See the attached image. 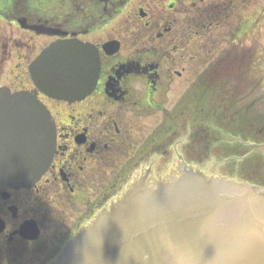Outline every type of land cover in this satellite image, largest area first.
Wrapping results in <instances>:
<instances>
[{"label":"flooded vegetation","instance_id":"af4514ba","mask_svg":"<svg viewBox=\"0 0 264 264\" xmlns=\"http://www.w3.org/2000/svg\"><path fill=\"white\" fill-rule=\"evenodd\" d=\"M131 2L0 0V25L4 23L8 29L4 40L0 38V60L5 50L10 58L22 65L15 64L18 74L14 76V68L0 63V86H7L12 92L30 91L46 102L49 97L36 86L31 64L44 48L56 40L79 38L93 42L99 47L102 60L100 78L92 94L73 103L60 101L70 108L85 105L82 110L74 108L76 114L67 111L70 119L76 121L59 123L56 112H53L57 121L58 151L48 171L29 188H12L0 183V264H48L55 258L66 242L122 190L123 183H114L110 176L114 172L120 176L123 170L128 175L127 163L121 171L115 165L124 159V155L125 161L128 160L137 144L129 114L138 118L165 110L164 106L154 107L153 102L173 88L174 68L170 60H152L149 54L139 52L119 58L117 54L121 53L125 42L120 36L127 31L124 26L116 37L109 39L120 43L112 55L103 49L106 41L94 39L98 30L120 17ZM201 2L205 1L140 0L136 4L134 12L147 29V34L156 31V37L165 40L159 44L158 50L162 53L157 51L158 56L159 53L166 55V50L172 53L177 49V21L185 20L186 34L189 33L190 38L193 22L195 26L200 24L192 18H198L201 12L204 15L209 13L208 8L202 9ZM186 34L184 36L189 39ZM190 44L184 47H192ZM229 49L231 58H212L211 61L215 60L211 64L213 67L207 63L201 74L202 96L209 92L208 86L214 75L215 79L218 77L216 83H220L230 67L242 61H236L235 46ZM243 51L247 58L249 52ZM5 57L4 54L3 60ZM186 60L194 66L191 63L194 58ZM172 71L173 77L170 76ZM110 77L118 80L114 88L116 98L108 95ZM238 86L236 84L232 93H228L229 100L235 98L233 92ZM138 98L144 102L140 103ZM117 105L120 106L118 109ZM26 222H30L31 228L22 232L21 227Z\"/></svg>","mask_w":264,"mask_h":264},{"label":"water","instance_id":"95a60500","mask_svg":"<svg viewBox=\"0 0 264 264\" xmlns=\"http://www.w3.org/2000/svg\"><path fill=\"white\" fill-rule=\"evenodd\" d=\"M119 47L116 40L104 44L109 54ZM31 69L48 96L81 100L97 85L99 48L79 39L59 40L40 53ZM117 82L114 77L107 82L111 95L116 96ZM43 122L46 135L39 130ZM46 138L41 154L37 148ZM55 147L54 119L37 95L1 89L0 182L32 186L49 167ZM256 148L264 154V144ZM147 173L155 182L151 169L141 176ZM30 228L26 223L22 232ZM50 264H264V187L190 167L156 186L141 179Z\"/></svg>","mask_w":264,"mask_h":264},{"label":"rangeland","instance_id":"374dc122","mask_svg":"<svg viewBox=\"0 0 264 264\" xmlns=\"http://www.w3.org/2000/svg\"><path fill=\"white\" fill-rule=\"evenodd\" d=\"M204 1L200 3L202 7H208V4L230 7L228 13H225L226 17L228 16L226 24L217 23H222L217 29L218 36L222 37L219 38L220 40L225 39L224 34L231 35V32H237L236 28L239 25L250 26V34L243 36L247 41L243 43L238 41V44L253 48L251 51L247 49L249 54L245 58L243 49L236 47V61H242L230 67V71L223 76L220 83H216L218 77L216 76L215 79L214 75L208 86L210 90L203 97L201 96L203 91L201 74L207 67V63L209 67H213L211 64L216 58L232 57L231 48L229 49L232 44H229L218 50L213 48V53H207L212 54L209 59L214 58L215 60L202 63L203 59L196 56V59L191 62L194 66H190L186 58L194 57L208 42L204 27H196L189 38V33L186 34L185 20L177 21L175 35L178 47L172 53L166 50V55L161 56L162 52L158 50V47L160 42L165 40L157 38L156 31H152L151 35L147 34V29L143 27L134 12L140 0H132L120 17L114 18L94 35L95 40L104 42L116 37L124 26L127 31L120 36L125 39V42L121 53L117 54L119 58L129 53H145L149 54L152 60H163V58L164 61L170 60L174 68L175 80L172 90L153 102L154 107L161 108L162 104L165 110L158 114L138 118L129 114V121L134 125L135 135L133 136L140 144L138 152L135 153L139 159L148 155L133 169L129 180L121 187L122 190L116 194V197H113L117 200L124 196L131 187L130 184L135 182L147 168L152 170L153 176L157 179L181 171L183 164L187 162L196 164V167L202 168L210 175L224 174L230 178L252 181L259 185L264 184V158L261 153L253 152L255 141H264V0ZM211 12L217 13L213 11V6L209 9V14ZM184 34L189 39H186ZM7 35V26L2 23L0 25L1 40H4ZM213 37L214 33L209 36V40ZM188 43L193 44L194 50L184 47ZM157 51L160 52L159 56ZM4 54L6 57L3 60ZM4 54L0 63L7 65V68H14L15 76L17 73L15 64L20 67L22 65L10 58L5 50ZM218 68L221 69V67ZM170 76L173 77V71ZM236 84L240 85L239 93L233 92L235 98L231 101L228 99V93H232ZM244 84L247 89L243 88ZM133 86L136 88L137 85L134 83ZM140 86L139 84L138 87ZM45 100L56 112L58 122L74 123L76 120H71L67 111L76 114L74 108L82 110L85 107V105L83 107L76 105L70 108L69 105L57 100L50 98ZM139 101L144 102L140 99ZM119 107L117 105V109ZM249 123H252V126L246 129L244 125ZM161 124L164 125L157 134L159 136L157 140V136L152 135ZM154 147L158 149L156 152L151 151ZM141 148H144L143 151ZM132 156L126 161L123 158L118 161L115 165L117 170H123L129 160H133L132 163L136 162L138 158L136 155ZM123 172L125 173L124 170ZM116 174L111 173L119 184L121 181L117 180ZM110 203L111 201L107 203V207Z\"/></svg>","mask_w":264,"mask_h":264},{"label":"trees","instance_id":"16d2710c","mask_svg":"<svg viewBox=\"0 0 264 264\" xmlns=\"http://www.w3.org/2000/svg\"><path fill=\"white\" fill-rule=\"evenodd\" d=\"M228 10H230V7H225L224 8V12H226V13H228ZM219 16V18H218V20H216V16H213V15H210V18H211V23H214L215 24V26H216V28H218L217 27V25H221V24H217V23H219V22H223L224 24H226V21H227V19H228V16L227 17H225V15H224V13H222V14H220V15H218ZM254 24V23H253ZM243 25H239V26H237V32H231V36H238V35H240L239 34V32L240 33H249V31L247 32V31H243L244 29H243V27H242ZM254 26V25H253ZM228 34H224L223 35V37L224 38H228V37H231V36H228ZM240 37L242 38V35H240ZM219 41V39L218 40H213V43H217ZM221 41V40H220ZM241 41V40H240Z\"/></svg>","mask_w":264,"mask_h":264},{"label":"bare ground","instance_id":"6f19581e","mask_svg":"<svg viewBox=\"0 0 264 264\" xmlns=\"http://www.w3.org/2000/svg\"><path fill=\"white\" fill-rule=\"evenodd\" d=\"M114 53H115V52L111 53V55L114 54ZM251 126H252V123H249V124L244 125V127H245L246 129L251 128ZM47 129H48V126H47L44 122H43V125L39 127V130H40V131H45V132H43V133H44L43 135H46V131H48ZM45 144H48V139H47V138L45 139V143H44V144H41V145L38 146V148H37V152H40V153L42 154L43 151L45 150V149L42 147V145H45ZM23 145L25 146V143H24V142H23ZM92 146H93V145H92ZM35 152H36V147H35Z\"/></svg>","mask_w":264,"mask_h":264}]
</instances>
